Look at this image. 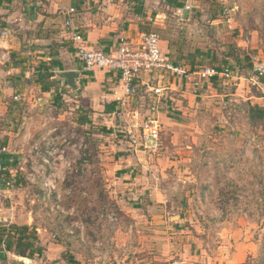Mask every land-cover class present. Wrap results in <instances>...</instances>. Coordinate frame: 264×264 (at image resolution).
<instances>
[{"label": "rangeland", "instance_id": "374dc122", "mask_svg": "<svg viewBox=\"0 0 264 264\" xmlns=\"http://www.w3.org/2000/svg\"><path fill=\"white\" fill-rule=\"evenodd\" d=\"M208 1L190 4L185 14L184 4H152L160 15L149 30L169 41L171 52L161 46L170 61L197 70H220L226 62L233 76L226 85L221 79L191 81L196 91L206 89L191 112L188 101H181L182 117L173 119L180 153L169 154L180 165L161 186V203L145 200V194L135 206L117 193L114 166L120 153L114 137L92 119L79 92L60 86L45 91L12 82L10 75L2 79L15 84L19 101L0 112V128L14 129L22 140L0 156V229L27 225L39 235L40 255L33 264H241L249 257L261 263L264 76L253 68L264 64V0ZM149 76L141 79L157 82ZM151 93L149 100L139 91L138 97L146 98L142 111L148 112L141 111L136 134L126 136L136 149L157 153L166 136L158 110L149 113L158 97ZM249 106L262 109L263 119L250 123ZM151 119L158 145L143 148L130 137L140 138ZM11 158L16 167H7ZM16 258L0 242V264Z\"/></svg>", "mask_w": 264, "mask_h": 264}, {"label": "crops", "instance_id": "0c3cea01", "mask_svg": "<svg viewBox=\"0 0 264 264\" xmlns=\"http://www.w3.org/2000/svg\"><path fill=\"white\" fill-rule=\"evenodd\" d=\"M206 1L143 0L142 11L137 14L135 12L137 5L131 0H0V27L2 26L0 31L10 30L13 32V35H11L12 32L9 33L8 40L1 46L6 51L8 61L1 66L0 70V112L8 105H18L14 101V97H18V94L14 92L15 84L9 85L2 80L4 77L10 75L12 82L16 83L17 80H22L25 84L30 86L34 84L40 88L36 82L38 75L49 72L52 75L50 81L55 82L56 87L60 86L65 89L59 74L62 72L78 73L79 76L75 81L76 89H69L79 92L85 105H89L92 110V119L98 120L110 131L109 135L114 137L115 149L120 153L117 155L118 159L114 166L117 193L122 195L125 203L132 204L131 201H133L135 206L140 205L144 200L141 196L145 194H147L145 200L159 203L165 196L161 186L168 184L164 182L166 178H169L170 171L177 170L180 165V162L177 161L178 157L172 160L169 154L180 153L178 149V132L180 131H175L174 128L175 125H178L174 121L182 117L180 102H184L186 99L188 105L191 106L189 110L191 112L192 108L194 109L198 105L196 103L198 96H203L201 91L206 89L201 86L202 89L196 88V91L195 84L191 83L198 79L196 76L198 70L191 64L182 65L177 62L188 73L186 79L164 72L152 75L157 80L156 83L148 84L141 79V83L148 84L141 86V92L145 91L149 100L151 92L159 91L160 93L162 108L158 110L157 118L165 131L162 135L166 138L161 142L159 153L136 149L128 141L126 135L129 132L136 134L142 111L140 103H144L141 102L144 97L131 98L128 103L122 105L120 101H117L123 96L118 79L114 74L97 69L86 70L83 67L75 55V43L72 42L69 33L71 29L64 27V22L67 19L66 13L71 8L75 10L76 14L73 16L71 27L76 34L82 36L83 43L88 49L108 53L117 49L121 38L135 37L143 32L142 29L149 30L150 25L157 24L160 14H155L152 11L154 8L152 4H184L180 10L182 14H185L189 11L185 9L186 6L205 4ZM221 1L225 2L226 0H209L208 2L224 4ZM49 41L58 44L49 47L47 44ZM161 43L165 45L168 53L171 52L169 41L162 40ZM200 67L202 66L197 68ZM219 80L220 78L216 77L214 82L220 83ZM146 88L148 91L145 90ZM144 99L146 100V98ZM173 106L178 107V110L175 111ZM9 110L11 109L9 108ZM146 111L145 109L142 112L146 113ZM173 119L175 120L173 121ZM167 127H173V129L168 130ZM20 140H22L21 135L17 134L14 129L0 128V143L2 144L0 156L6 157L9 154V147H18ZM8 160L10 162L7 167H16L15 159ZM0 162L4 163L3 160ZM130 191L134 192L129 193ZM137 210L130 211L135 213ZM2 221L8 222L5 218ZM6 227L7 224H4L3 228ZM38 239L41 240L39 235Z\"/></svg>", "mask_w": 264, "mask_h": 264}, {"label": "built area", "instance_id": "2783aa9c", "mask_svg": "<svg viewBox=\"0 0 264 264\" xmlns=\"http://www.w3.org/2000/svg\"><path fill=\"white\" fill-rule=\"evenodd\" d=\"M185 9L189 10L190 7L186 6ZM226 10L227 9H225V11ZM75 14L76 12L73 8L67 11V19L64 22V27L69 30L71 29L69 33L72 42L75 43V54L77 59L83 64L86 70H103L117 77L123 96L121 99H117V101H120L122 105L128 103V100L131 98L137 97L139 91L142 90L141 86L148 85L147 83H141V78L144 75L149 76L164 72L181 79H186L188 77V73L181 65L170 61L163 53L160 45V37L154 32H141L135 37L121 38L117 49L108 53L88 49L83 43L82 36L76 34L72 30V19ZM8 38L9 32L7 30L0 32V66H3L8 61L6 51L1 48L2 44L7 41ZM253 70L257 76H264V64L254 65ZM196 76L200 82H210L217 77L222 80L223 85H226V83L233 78L228 69L219 71L216 68L208 66L198 70ZM154 92L159 98L157 97L154 105L149 109L151 115L162 108L160 93L159 91ZM14 101H19V98L14 97ZM152 119L149 121L150 125L148 124L145 126L140 138H134V136L130 137L133 143L136 144L137 141L143 148L152 146L157 147V124ZM32 148L38 151L37 146H32ZM2 151L5 150L2 149ZM13 183V181H9L7 185L13 186Z\"/></svg>", "mask_w": 264, "mask_h": 264}, {"label": "trees", "instance_id": "16d2710c", "mask_svg": "<svg viewBox=\"0 0 264 264\" xmlns=\"http://www.w3.org/2000/svg\"><path fill=\"white\" fill-rule=\"evenodd\" d=\"M136 3L137 7L135 8V12L140 14L143 8V0H131ZM213 1V0H211ZM214 19V18H212ZM2 31V30H1ZM144 33H148V29H142ZM177 63V62H175ZM227 63L224 62L221 66L222 68L219 71L226 70ZM204 68V67H203ZM218 70V69H217ZM52 75L49 72H45L39 74L37 77V84L40 86L42 90L47 91L48 89L56 87L55 82L50 81V77ZM246 117L250 123H254L255 121L263 119L262 109L258 107L249 106L246 111ZM2 144L0 143V148ZM13 159V158H11ZM7 161V160H5ZM16 183V180H10ZM16 185V184H15ZM29 228L27 225L19 226L15 224H11L6 228L0 229V242L4 245L5 251H12L15 256L26 258V259H34L36 256L40 255L41 248L38 244V235L33 232H28ZM263 259L260 264H264V234H263ZM241 264H258L256 260L249 259Z\"/></svg>", "mask_w": 264, "mask_h": 264}, {"label": "water", "instance_id": "95a60500", "mask_svg": "<svg viewBox=\"0 0 264 264\" xmlns=\"http://www.w3.org/2000/svg\"><path fill=\"white\" fill-rule=\"evenodd\" d=\"M79 74L76 72H62L59 74V78L62 80L63 86L68 87L72 90L76 89L75 81L77 80ZM29 264H33V261L29 260ZM11 264H27L24 258L18 257L11 262Z\"/></svg>", "mask_w": 264, "mask_h": 264}]
</instances>
